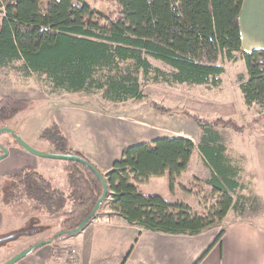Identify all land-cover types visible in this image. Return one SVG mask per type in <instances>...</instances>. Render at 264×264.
I'll return each mask as SVG.
<instances>
[{
  "label": "trees",
  "instance_id": "obj_1",
  "mask_svg": "<svg viewBox=\"0 0 264 264\" xmlns=\"http://www.w3.org/2000/svg\"><path fill=\"white\" fill-rule=\"evenodd\" d=\"M113 2L116 11L105 17L104 24L85 0H0V63L21 61L25 73L37 76L52 92L101 91L105 100L123 102L142 98L140 75L169 85L216 88L225 71L223 62L242 60L245 73H239L237 81L243 102L247 107H264V49L244 50L241 46L238 16L242 0ZM30 105L28 100L1 96L0 127ZM195 119L202 130L197 143L183 136H158L123 148L120 157L102 173L107 190L96 210L103 185L80 162L64 161L65 199L58 200L59 187L30 167L7 177L35 212L48 210L58 215V229L49 238L51 242L83 229L98 217L106 200L111 212L106 216L113 214L139 231L195 236L220 224L228 211L244 209L245 197L240 193L245 188L240 181L243 167L228 155L215 127L221 123L242 132L251 123L264 120V108L247 125H238L230 118ZM39 139L52 147V153L88 160L70 146L54 121L42 129ZM195 150L209 170L205 184L211 199L202 212L138 189L137 183L167 173L171 191ZM36 231L19 230L15 234ZM223 234L220 230L191 264H199Z\"/></svg>",
  "mask_w": 264,
  "mask_h": 264
},
{
  "label": "rangeland",
  "instance_id": "obj_2",
  "mask_svg": "<svg viewBox=\"0 0 264 264\" xmlns=\"http://www.w3.org/2000/svg\"><path fill=\"white\" fill-rule=\"evenodd\" d=\"M85 1L98 13L100 23L107 24L105 17L116 11L113 0ZM150 61L154 66L166 69L159 62ZM223 66L222 89L208 85H169L153 81L151 76L146 79L140 75L142 98L110 102L102 97L101 91L52 92L50 86L42 83L37 76L26 74L21 61L0 63V97L10 96L31 102L28 108L3 126L11 128L32 148L47 153L52 151V147L40 140L39 135L45 126L54 121L69 144L72 143L103 173L113 160L120 157L122 149L130 144L150 142L158 136L176 135L188 136L197 143L202 130L195 118L209 121L230 118L238 125H247L261 113L264 107L256 104L247 107L240 92L235 90L237 75L240 69L245 70L244 62H223ZM222 95L227 97L222 98ZM215 131L221 135L228 155L243 167L241 183L245 188L240 193L245 197L244 209L230 210L229 217L244 218L259 224L263 221V210L256 192L253 170L250 166L246 168L244 158L236 149L245 142L264 140V120L251 123L242 132H235L221 123L215 127ZM0 143L7 149V156L0 159V163H11L14 172L26 166L32 168L59 187L58 200L67 198L68 189L61 170L64 160L32 154L7 133L0 134ZM208 177L209 170L196 150L189 171L175 181L166 200L183 202L202 212L211 199L205 184ZM2 187L6 195L3 193L4 197L1 198L0 194L1 228L4 230L13 224L20 225L15 231L0 233V238L19 230L37 231L1 241L0 264L21 252L23 247L51 238L59 222L56 213L50 214L48 210L46 213L35 212L9 177L4 179ZM152 193L159 195L161 192L153 189ZM99 211L98 217L83 229L63 238L64 243H60L62 240L50 242L37 252L42 255L40 264L52 261V258H60L65 264L66 252L70 247L77 250L80 264H120L136 236V230L124 221H111L116 219L113 214L105 215L111 213L108 200Z\"/></svg>",
  "mask_w": 264,
  "mask_h": 264
},
{
  "label": "crops",
  "instance_id": "obj_3",
  "mask_svg": "<svg viewBox=\"0 0 264 264\" xmlns=\"http://www.w3.org/2000/svg\"><path fill=\"white\" fill-rule=\"evenodd\" d=\"M238 23L242 48L244 50L264 49V0H242ZM240 73L244 74L245 70L240 69ZM223 84L224 80L221 77V85L217 88L222 89ZM238 85L237 81L234 86L236 92H240ZM226 97L222 95V98ZM176 136L189 138L184 135ZM70 145L75 151L81 152L72 143ZM236 151L244 158L246 168L252 167L256 192L260 196L263 210V221L258 224L244 218H231L229 217L230 211H228L220 224L208 228L195 236L172 235L146 230L139 231L137 227L131 226L139 234L133 238L132 248L123 264H191L212 242L220 230L224 231L220 243L214 245L199 264H264V140H252L242 143L241 147H238ZM195 152L196 150L190 157L186 169L180 177L189 171ZM13 169L14 167L11 163H0V194L4 179L15 173ZM241 175L240 181L243 177V174ZM193 176L196 175L193 174ZM137 187L143 194H153L152 190L157 189L161 192L159 195L166 199V195L169 192L168 174L151 177L145 183H137ZM115 217L116 219H111V221H123L121 218ZM1 221L2 216L0 214V233L15 231L17 226L19 227L20 225L13 224L3 230ZM24 238L29 237L25 236ZM61 242L64 243L65 240ZM49 243L36 247L13 264H40L42 255L37 252L46 248L45 246ZM30 246L27 245L22 250ZM45 260L46 258H44ZM60 261L63 264L60 258H52V261H46L44 264H47V262L48 264H60Z\"/></svg>",
  "mask_w": 264,
  "mask_h": 264
},
{
  "label": "water",
  "instance_id": "obj_4",
  "mask_svg": "<svg viewBox=\"0 0 264 264\" xmlns=\"http://www.w3.org/2000/svg\"><path fill=\"white\" fill-rule=\"evenodd\" d=\"M2 133L11 134L14 137V139H15V141H16V143L18 145H20L24 150H26V151H28V152H30L32 154H35V155H38V156H41V157H46V158L61 159V160H64V161H77V162H80L83 165H85L91 171H93V173H95V175H97V177L100 179V181L102 182V185H103V193L100 196V198L97 200L94 210L97 209L100 201L103 200V198L105 196V193H106V190H107V185H106V182H105V180L103 178L102 173L97 169V167L95 165H93L90 161H88V160H86V159H84V158H82L80 156H77V155L59 154V153H52V152H47V153L39 152L36 149L32 148L30 145H28L20 136H18L9 127H5V126L0 127V134H2ZM0 150L2 151V153H0V159H2V158L7 156V149L4 146H2L1 143H0ZM15 236H16V234L14 233V234H11V235H8V236H5V237H1L0 238V242L4 241L6 239H9V238H13ZM49 242H51V239L38 242L35 245H32V246L22 250L21 252H19L15 256L7 259L3 264H13L16 261H18L19 259H21L22 257L26 256L34 248L40 247V246H42L44 244H47Z\"/></svg>",
  "mask_w": 264,
  "mask_h": 264
},
{
  "label": "built area",
  "instance_id": "obj_5",
  "mask_svg": "<svg viewBox=\"0 0 264 264\" xmlns=\"http://www.w3.org/2000/svg\"><path fill=\"white\" fill-rule=\"evenodd\" d=\"M65 264H80L78 252L74 247H70L66 252Z\"/></svg>",
  "mask_w": 264,
  "mask_h": 264
},
{
  "label": "flooded vegetation",
  "instance_id": "obj_6",
  "mask_svg": "<svg viewBox=\"0 0 264 264\" xmlns=\"http://www.w3.org/2000/svg\"><path fill=\"white\" fill-rule=\"evenodd\" d=\"M7 134H9V133H7ZM9 135H11V134H9ZM12 136V135H11ZM13 137V136H12ZM13 139H14V137H13ZM15 140V139H14ZM2 146H4L3 144H1ZM20 146V145H19ZM5 147V146H4ZM21 147V146H20ZM6 148V147H5ZM0 153H2V151L0 150Z\"/></svg>",
  "mask_w": 264,
  "mask_h": 264
}]
</instances>
